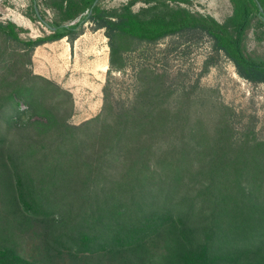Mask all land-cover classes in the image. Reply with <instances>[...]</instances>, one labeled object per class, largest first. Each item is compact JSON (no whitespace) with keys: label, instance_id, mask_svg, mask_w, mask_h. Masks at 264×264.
<instances>
[{"label":"trees","instance_id":"16d2710c","mask_svg":"<svg viewBox=\"0 0 264 264\" xmlns=\"http://www.w3.org/2000/svg\"><path fill=\"white\" fill-rule=\"evenodd\" d=\"M140 1L147 7L135 12L137 1L108 10L102 0H50L55 30L35 39H22L14 22H0L8 44L0 48V157L18 204L49 221L48 242L61 250L142 249L174 225L187 248L183 264H234L264 248V140L254 132L239 138L225 117L209 131L184 107L172 110L159 90L165 77L149 68L140 72L142 86L130 104L116 107L106 88L104 113L73 125L72 93L31 70L36 48L72 43L90 22L109 40V73L124 71L127 53L143 44L198 30L240 77L264 83V60L243 47L254 20L264 29V0H230L227 24L171 6L190 0ZM10 42L22 46L11 56ZM0 264L34 263L6 249Z\"/></svg>","mask_w":264,"mask_h":264},{"label":"rangeland","instance_id":"374dc122","mask_svg":"<svg viewBox=\"0 0 264 264\" xmlns=\"http://www.w3.org/2000/svg\"><path fill=\"white\" fill-rule=\"evenodd\" d=\"M49 1L0 0V22H14L23 30L20 37L24 40L47 36L51 31L36 20L39 17L34 6H38L47 22L54 23L58 12L48 6ZM132 1H137L133 6L135 12L147 7L140 0H102L101 5L108 10L117 9ZM171 6L186 8L195 15L211 16L220 24H227L234 10L230 0H190L173 2ZM81 30L80 49L77 42L64 38L39 46L32 55L34 74L72 93L71 124L81 125L104 113L105 101L110 98L106 88L114 105L130 104L142 86L140 72L149 68L156 78L165 77L166 85L163 83L159 90L169 95L172 110L184 107L191 119L203 120L209 131L225 117L239 138L254 132L255 138L264 140V83L253 84L240 77L233 62L224 54L216 55L212 39L201 31H187L156 45L143 44L127 53L128 66L124 71L109 73L110 47L105 32L96 33L90 22L83 24ZM6 46L0 34V48ZM9 46L10 56L15 49L22 48L14 42ZM243 47L248 55L264 60V29L256 28V20L246 31ZM105 63L108 68L103 71ZM88 83L94 84L98 92L94 93ZM48 228L49 221L29 216L18 204L10 169L0 157V250L10 249L34 264H183L187 250L174 225L142 249L96 255L55 247L48 242ZM234 264H264V248L242 255Z\"/></svg>","mask_w":264,"mask_h":264},{"label":"crops","instance_id":"0c3cea01","mask_svg":"<svg viewBox=\"0 0 264 264\" xmlns=\"http://www.w3.org/2000/svg\"><path fill=\"white\" fill-rule=\"evenodd\" d=\"M96 33L97 32H99V33H101V32H105V31H103V29L101 30V29H99V30H94ZM80 36H82V35H80ZM79 36V37H80ZM78 40V41H77ZM75 42H77V48L78 49H80V45L82 44V39L80 40V39H76L75 40ZM104 65H106L107 66V63H105ZM104 65H102V66H104ZM107 68H108V66H107ZM102 70V69H101ZM107 69H105V70H103V71H106ZM87 86H89L90 87V89H92L93 91H94V93H96V92H98V88L94 85V84H92V83H88V84H86Z\"/></svg>","mask_w":264,"mask_h":264},{"label":"water","instance_id":"95a60500","mask_svg":"<svg viewBox=\"0 0 264 264\" xmlns=\"http://www.w3.org/2000/svg\"><path fill=\"white\" fill-rule=\"evenodd\" d=\"M98 3V1L95 3V5ZM35 10L38 14V17L40 19V21L49 29V30H55V28H53L46 20L43 19V17L40 15L39 13V8L38 6L35 4ZM259 8H260V13L263 15L264 14V9L261 5H259Z\"/></svg>","mask_w":264,"mask_h":264},{"label":"bare ground","instance_id":"6f19581e","mask_svg":"<svg viewBox=\"0 0 264 264\" xmlns=\"http://www.w3.org/2000/svg\"><path fill=\"white\" fill-rule=\"evenodd\" d=\"M105 69H107V66L106 65L102 66V70H105Z\"/></svg>","mask_w":264,"mask_h":264}]
</instances>
